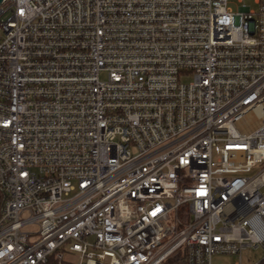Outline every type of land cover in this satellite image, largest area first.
Masks as SVG:
<instances>
[{
	"label": "built area",
	"instance_id": "obj_1",
	"mask_svg": "<svg viewBox=\"0 0 264 264\" xmlns=\"http://www.w3.org/2000/svg\"><path fill=\"white\" fill-rule=\"evenodd\" d=\"M229 2L2 0L0 264H264V0Z\"/></svg>",
	"mask_w": 264,
	"mask_h": 264
},
{
	"label": "rangeland",
	"instance_id": "obj_2",
	"mask_svg": "<svg viewBox=\"0 0 264 264\" xmlns=\"http://www.w3.org/2000/svg\"><path fill=\"white\" fill-rule=\"evenodd\" d=\"M242 3H246L251 6L253 10L258 8L256 0H230L229 6L233 10H238ZM101 78L106 77V73L103 71L100 74ZM193 78L192 74L184 75L183 81H190ZM264 256V246L247 248L242 251V259L244 263L254 262L260 260ZM237 257L234 255H216L213 259L214 264H233Z\"/></svg>",
	"mask_w": 264,
	"mask_h": 264
},
{
	"label": "water",
	"instance_id": "obj_3",
	"mask_svg": "<svg viewBox=\"0 0 264 264\" xmlns=\"http://www.w3.org/2000/svg\"><path fill=\"white\" fill-rule=\"evenodd\" d=\"M2 2V0H0V3Z\"/></svg>",
	"mask_w": 264,
	"mask_h": 264
},
{
	"label": "trees",
	"instance_id": "obj_4",
	"mask_svg": "<svg viewBox=\"0 0 264 264\" xmlns=\"http://www.w3.org/2000/svg\"><path fill=\"white\" fill-rule=\"evenodd\" d=\"M180 264H183V263H180Z\"/></svg>",
	"mask_w": 264,
	"mask_h": 264
}]
</instances>
